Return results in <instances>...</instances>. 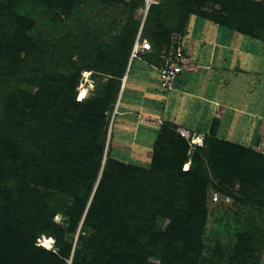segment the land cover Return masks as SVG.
Wrapping results in <instances>:
<instances>
[{
  "label": "trees",
  "instance_id": "obj_1",
  "mask_svg": "<svg viewBox=\"0 0 264 264\" xmlns=\"http://www.w3.org/2000/svg\"><path fill=\"white\" fill-rule=\"evenodd\" d=\"M80 1L33 0L49 12L73 11ZM203 2L220 3L226 14L190 4ZM16 3L0 0V7L15 16L13 34L0 37V60L21 71L9 113L0 119V162L6 169L0 172V264H197L211 183L223 194L236 192L243 202L264 205V155L219 138L216 129L208 140L212 174L200 147L182 169L190 145L176 123L166 121L161 128L149 168L115 155H107L103 164L102 131L107 113L122 106L134 61L151 54L146 65L160 66L171 37L185 32L190 15L264 41V0L149 1L145 21L133 20L125 39L113 49L96 47L94 54L89 48L91 61L80 62L64 43L49 47L28 37L33 19L16 14ZM148 19L154 28L146 27ZM137 36L153 49L132 58ZM89 70L109 76L105 89L77 100L79 76ZM58 214L63 222L55 220ZM161 218L168 220L166 227L158 223ZM43 235L55 239L57 250L37 243ZM249 249L240 244L233 264H247Z\"/></svg>",
  "mask_w": 264,
  "mask_h": 264
},
{
  "label": "rangeland",
  "instance_id": "obj_2",
  "mask_svg": "<svg viewBox=\"0 0 264 264\" xmlns=\"http://www.w3.org/2000/svg\"><path fill=\"white\" fill-rule=\"evenodd\" d=\"M149 1L165 2L145 0V3L135 6L128 5V0H124V3L116 0L112 3L81 0L73 11L49 12L33 0H17L12 9L16 14L33 19V26L27 36L34 42L47 43L49 47L64 43L66 48L74 50V59L80 62L82 59L91 61L86 57L90 49L92 54L96 52V47L100 50L113 49L121 39H125L133 20L145 21ZM190 4L195 9L226 14L220 3ZM8 11L5 6L0 7V37L14 32L10 23L15 16L12 17ZM146 23V27L154 28L151 20L148 19ZM179 46L189 55L186 68H196L183 70L179 75L182 78L185 74L189 77L187 88L193 97L181 98L183 93L177 87L170 91L162 90L159 71L146 65L150 59L153 60L149 57L151 54H142V58L134 61L121 108L117 110L116 107L107 113V124L102 129L105 142L103 164L107 155H115L123 163L151 167L156 156L158 136L166 121L177 126L181 123L193 126L192 138H187L180 132V127L177 128L190 145V159L188 164H183V170L191 165V158L200 147L206 153L203 165L212 174L207 152L210 150L208 140L215 129L219 138L243 144L264 155V41L192 14L185 32L171 37L168 53L174 52ZM157 52L156 56L159 55ZM21 55H24L23 51ZM62 69L74 73L73 68L72 71L70 67ZM93 72H81L76 88L77 100H80V86L87 89L86 99L94 98L95 94L104 91L109 76ZM20 77L21 71L10 65L3 66L0 60V119L9 113L10 94L16 91L15 86ZM143 88L147 92L144 97L161 99L159 107L155 106L157 101L153 100L143 104ZM124 103L129 108L122 113L126 107ZM157 108L166 112L165 121H159L155 114ZM143 114H147L150 119L144 120ZM194 136H199L198 143H194ZM0 168V172L6 170L1 162ZM211 178L215 179L212 175ZM213 183L216 185V179ZM239 186L237 180L236 188ZM215 193L219 195L217 201L213 199ZM233 194L237 195L236 192ZM233 194H223L211 183L208 189L207 220L202 233L204 247L197 264H233L239 245L243 243L246 248H250L247 264H264V205L255 201L243 202ZM244 199L248 200L247 197ZM55 220L63 222L65 218L58 214ZM158 223L166 227L168 220L161 218ZM246 235V240H243L242 236ZM44 237L46 235L38 238L37 243L41 244ZM45 248L57 250L55 239L49 237ZM150 260L154 261L152 258Z\"/></svg>",
  "mask_w": 264,
  "mask_h": 264
},
{
  "label": "built area",
  "instance_id": "obj_3",
  "mask_svg": "<svg viewBox=\"0 0 264 264\" xmlns=\"http://www.w3.org/2000/svg\"><path fill=\"white\" fill-rule=\"evenodd\" d=\"M152 49H153L152 43L148 39L146 38L142 39L139 36L136 39L133 46L132 58L139 57L140 53L151 51ZM186 63H187V57L183 53V49L180 46L169 55L163 56V62L161 63V65L154 66L159 71L160 86L162 89L170 91L174 88V84L178 76L185 69ZM218 198L219 195L215 193L213 199L217 201Z\"/></svg>",
  "mask_w": 264,
  "mask_h": 264
},
{
  "label": "crops",
  "instance_id": "obj_4",
  "mask_svg": "<svg viewBox=\"0 0 264 264\" xmlns=\"http://www.w3.org/2000/svg\"><path fill=\"white\" fill-rule=\"evenodd\" d=\"M186 57H187V62L189 61V55L188 54H186ZM191 69H193V68H195L194 66H191L190 67ZM187 69L186 67H185V69L184 70H191V69ZM196 69V68H195ZM184 73H186V72H184ZM182 74V73H181ZM189 77L188 76H186V74H185V76L182 78V77H180V76H178V78H177V80H176V82H175V84H174V88L175 87H177L178 88V91L179 90H181V94H182V97L181 98H185L186 96L188 97V98H190L191 99V97H193L192 95H193V93H191V91L187 88L188 86H187V83H188V81H189V79H188ZM144 89V88H143ZM142 92H143V90H142ZM142 94V93H141ZM147 94V92L144 90V92H143V97H144V95H146ZM157 96V95H156ZM189 99V100H190ZM196 99V98H195ZM147 100H153V102H155V101H157V104L155 105L156 107H159L160 105V102H161V99H157L156 97H152V98H150V97H144V102H143V104L147 101ZM163 100H165V99H163ZM150 101V102H151ZM126 105V107L124 108V110H123V112L122 113H124V112H126L127 111V108H129L128 107V105L127 104H125ZM141 110H142V108H141ZM144 110V109H143ZM147 110H149V109H147ZM144 113V112H143ZM155 114H157L158 115V119H160L159 121L161 122V121H165L166 119H167V115H166V112L165 111H163V112H161V111H159V108H157V110L155 111ZM147 114H143L142 116H143V118H144V120H149L150 119V117H148V116H146ZM153 116V115H152ZM149 118V119H148ZM178 126L180 127V129L181 128H183V129H186L188 132H192V127L191 126H186L185 124H178ZM138 127H140V124L138 125ZM149 130H154L155 131V129H151V128H149Z\"/></svg>",
  "mask_w": 264,
  "mask_h": 264
},
{
  "label": "bare ground",
  "instance_id": "obj_5",
  "mask_svg": "<svg viewBox=\"0 0 264 264\" xmlns=\"http://www.w3.org/2000/svg\"><path fill=\"white\" fill-rule=\"evenodd\" d=\"M79 91H80V100H83L84 98H86L88 96L87 89L84 86H80ZM180 131L183 133L184 136H187V138L188 137L192 138V133L188 132L186 129L181 128ZM193 140H194V143H198L200 138H199V136H194ZM42 241L43 242L41 244L43 246L47 247V243L49 242V237H47V236L44 237V239Z\"/></svg>",
  "mask_w": 264,
  "mask_h": 264
},
{
  "label": "water",
  "instance_id": "obj_6",
  "mask_svg": "<svg viewBox=\"0 0 264 264\" xmlns=\"http://www.w3.org/2000/svg\"><path fill=\"white\" fill-rule=\"evenodd\" d=\"M127 78V75L125 76V78L123 79V85H122V89H123V86L125 85V80Z\"/></svg>",
  "mask_w": 264,
  "mask_h": 264
}]
</instances>
